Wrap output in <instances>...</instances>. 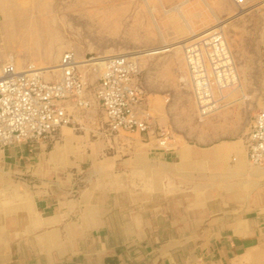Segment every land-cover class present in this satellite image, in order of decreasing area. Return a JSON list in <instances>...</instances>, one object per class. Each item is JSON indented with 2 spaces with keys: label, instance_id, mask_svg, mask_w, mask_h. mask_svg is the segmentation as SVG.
<instances>
[{
  "label": "rangeland",
  "instance_id": "374dc122",
  "mask_svg": "<svg viewBox=\"0 0 264 264\" xmlns=\"http://www.w3.org/2000/svg\"><path fill=\"white\" fill-rule=\"evenodd\" d=\"M215 32L218 43L210 41L205 48L203 40ZM194 43H199L201 56L191 64L192 51L185 50ZM67 51L77 61H88L78 69L86 77L90 104L74 110L76 121L69 128L87 137L84 144L79 138L82 146L77 150L95 157L96 182L148 194L173 193L179 182L178 189L184 186L199 195L204 187L211 188V172L194 176L188 169L166 173L148 166L133 147L134 142L146 141L136 133L109 131L93 97L104 63L97 61L124 54L138 60L137 82L152 118L154 134L149 135L157 146L158 129L169 134L168 150L234 141L244 145L264 100V0H249L242 7L229 0H0L1 58L11 60L17 70L38 69L58 65ZM212 52L221 60L217 75ZM194 66L205 76L194 74ZM58 74L50 71L42 77L54 81ZM206 95L213 104L211 113L199 118L197 104H207ZM106 138L118 142L104 145ZM0 197L3 202L12 198L8 193Z\"/></svg>",
  "mask_w": 264,
  "mask_h": 264
},
{
  "label": "crops",
  "instance_id": "0c3cea01",
  "mask_svg": "<svg viewBox=\"0 0 264 264\" xmlns=\"http://www.w3.org/2000/svg\"><path fill=\"white\" fill-rule=\"evenodd\" d=\"M71 130L0 148V194L12 197H0V264H263L264 167L244 145L163 150L139 135L134 151L148 166L211 172L199 195L179 182L148 194L97 183L95 157L77 150L87 137Z\"/></svg>",
  "mask_w": 264,
  "mask_h": 264
},
{
  "label": "built area",
  "instance_id": "2783aa9c",
  "mask_svg": "<svg viewBox=\"0 0 264 264\" xmlns=\"http://www.w3.org/2000/svg\"><path fill=\"white\" fill-rule=\"evenodd\" d=\"M229 1L242 7L249 0ZM216 38L220 35L215 32L203 40V46L209 47L210 41L216 44ZM198 45L194 43L185 51L196 50ZM211 55V62L216 64L213 68H218L220 58L216 53ZM203 59L208 64L206 55ZM58 65L56 80L45 81L32 66L17 70L11 60L0 57V148L47 139L60 128L73 125L74 110L89 107L87 80L78 69L74 53L65 52ZM138 75V60L125 54L112 56L104 62L93 97L101 107L111 133L154 134L152 118L143 101V90L137 82ZM207 78L212 80L210 75ZM206 96L207 104L200 108L198 105L202 104H197L199 118L211 113L213 104ZM155 135L158 146L168 150L167 130L158 129ZM244 148L252 166H264V100L250 123Z\"/></svg>",
  "mask_w": 264,
  "mask_h": 264
},
{
  "label": "bare ground",
  "instance_id": "6f19581e",
  "mask_svg": "<svg viewBox=\"0 0 264 264\" xmlns=\"http://www.w3.org/2000/svg\"><path fill=\"white\" fill-rule=\"evenodd\" d=\"M215 41V40H214ZM216 41H218V40H216ZM218 43V42H217ZM216 43V44H217ZM216 44H215V46H216ZM150 51V50H149ZM149 51H147V52H149ZM201 55L198 53V51L197 50H194V51H192L191 53H190V59H191V64H192V60L194 59V60H196L197 59V61H199V57H200ZM134 59V58H133ZM135 60V59H134ZM212 61V60H211ZM76 62H77V65H78V67H80V66H83V65H86L87 63H88V61H86V62H84V61H77L76 60ZM90 62V61H89ZM92 62V61H91ZM95 62V61H94ZM97 62H105L104 61V59H99ZM198 63V62H197ZM15 65V64H14ZM103 65H104V63H103ZM194 65V64H193ZM196 65V64H195ZM211 65H212V68H213V66L214 65H216L215 63H212L211 62ZM16 66V65H15ZM58 66L59 65H54V66H50V67H45V68H35V70H37L40 74H44V73H47V72H50V71H52V72H55V71H58L59 72V68H58ZM189 67H190V65H189ZM192 68H194V74L196 73V72H199V74L201 73H204V74H206V72L205 71H198V67H196V66H194V67H192ZM196 69V70H195ZM193 70V69H192ZM213 70V72L217 75V74H219V73H221V70H219V69H217V68H213L212 69ZM213 73V74H214ZM200 86V85H199ZM223 87H225V86H222V87H220V88H223ZM202 94V93H201ZM222 98V97H221ZM201 112V111H200ZM250 164V163H249ZM251 165V164H250ZM252 166V165H251ZM255 167V166H254ZM264 167V166H263Z\"/></svg>",
  "mask_w": 264,
  "mask_h": 264
}]
</instances>
